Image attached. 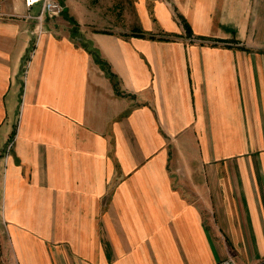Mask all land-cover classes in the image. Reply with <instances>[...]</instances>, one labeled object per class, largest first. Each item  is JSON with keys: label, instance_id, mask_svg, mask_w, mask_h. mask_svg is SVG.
Returning <instances> with one entry per match:
<instances>
[{"label": "crops", "instance_id": "obj_1", "mask_svg": "<svg viewBox=\"0 0 264 264\" xmlns=\"http://www.w3.org/2000/svg\"><path fill=\"white\" fill-rule=\"evenodd\" d=\"M94 1L0 0V263L264 264V0Z\"/></svg>", "mask_w": 264, "mask_h": 264}, {"label": "rangeland", "instance_id": "obj_2", "mask_svg": "<svg viewBox=\"0 0 264 264\" xmlns=\"http://www.w3.org/2000/svg\"><path fill=\"white\" fill-rule=\"evenodd\" d=\"M59 3L61 4L62 6V10L60 12L59 15L57 16H54V17H50L48 15H45L43 16V22L45 23V20L48 19V18H56V17H60L62 15H64V4L61 2V0H58ZM26 2V1H25ZM92 8L95 10V15L96 17L95 18H92L90 21L93 22L92 24L93 25H96L98 27H103V26H108V27H115V25L117 24H123L125 19H124V15L122 14V11L120 10L121 6L118 2L114 1V0H111L109 2H99V0H95L92 4ZM37 7H34L33 11L36 10ZM93 10V11H94ZM42 11V9H41ZM44 23L42 25V32L44 31ZM37 20H36V24H35V28H37ZM34 28V32L36 34H40V32H36ZM138 30H142V31H145V32H149L148 30H145L143 28H139V27H136V28H133L132 31L130 32H127V34L123 33L124 35H131V33L134 31H138ZM38 31V29H37ZM41 32V33H42ZM135 36V35H133ZM147 37V36H146ZM203 41L205 39H202ZM94 53L98 56V53L96 50H94ZM110 75L112 77H114V74L113 73H110ZM115 85L117 86V81H115Z\"/></svg>", "mask_w": 264, "mask_h": 264}, {"label": "built area", "instance_id": "obj_3", "mask_svg": "<svg viewBox=\"0 0 264 264\" xmlns=\"http://www.w3.org/2000/svg\"><path fill=\"white\" fill-rule=\"evenodd\" d=\"M26 1V5L28 7L32 6L37 2L42 3V11L35 15L34 18L37 20V28H35L36 32H42V25H43V16L48 15L50 17H54L60 14L62 10V6L58 0H24ZM33 16V15H32ZM38 29V31H37ZM2 243V236L0 235V245ZM0 264H20L18 262L17 257L13 254V256L6 258ZM214 264H240L236 258V255L233 253H229L227 257L224 259L214 263Z\"/></svg>", "mask_w": 264, "mask_h": 264}, {"label": "trees", "instance_id": "obj_4", "mask_svg": "<svg viewBox=\"0 0 264 264\" xmlns=\"http://www.w3.org/2000/svg\"><path fill=\"white\" fill-rule=\"evenodd\" d=\"M182 22L184 23V25L186 26V28L189 30V24L187 23V22H184V19H182ZM131 35H135V36H141V37H146V36H148V37H150V38H154L155 37V35L154 34H152L151 32L149 33V32H145V31H142V30H138V31H136V32H132L131 33Z\"/></svg>", "mask_w": 264, "mask_h": 264}]
</instances>
